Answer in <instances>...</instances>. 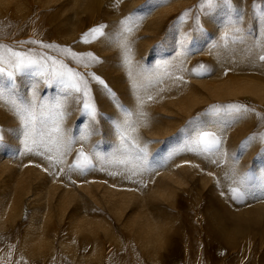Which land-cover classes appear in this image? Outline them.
I'll use <instances>...</instances> for the list:
<instances>
[{"label": "rangeland", "instance_id": "1", "mask_svg": "<svg viewBox=\"0 0 264 264\" xmlns=\"http://www.w3.org/2000/svg\"><path fill=\"white\" fill-rule=\"evenodd\" d=\"M98 25L106 35L84 43ZM260 29L264 0H0V45L94 73L129 113L90 75L94 119L75 94L17 77L20 100L39 80L49 107L26 128L0 102V264H264ZM194 121L218 150H188Z\"/></svg>", "mask_w": 264, "mask_h": 264}, {"label": "snow or ice", "instance_id": "2", "mask_svg": "<svg viewBox=\"0 0 264 264\" xmlns=\"http://www.w3.org/2000/svg\"><path fill=\"white\" fill-rule=\"evenodd\" d=\"M209 7L214 6L216 0H206ZM227 2V0H226ZM154 6V5H153ZM203 6V0H202ZM143 7V6H142ZM121 23H124L123 21ZM105 25H98L90 29L87 33L83 34L82 41L84 43H90L91 40L97 39L99 37H104L106 34L104 32ZM31 43H36V41H30ZM44 47H52L51 45H44ZM0 102H6L10 104L13 114L21 121L22 125L26 128H35L36 124L41 125L46 123L44 117L45 109L48 108V105L43 103L37 104L36 90L39 86V80L33 83V96L30 101L20 100L17 97L16 93L18 92L17 77L26 76V77H37L43 81L46 86L57 85L60 87V90L64 92V99L67 100L68 97L73 96L78 104H82L83 110L88 113L93 119L96 116L95 105L92 101L90 95L89 81L85 79V75H90L92 80H95L100 85H102L105 91L111 95L114 101L117 103V106L125 112L126 115L129 113L124 108L123 105H120L118 100L115 97V93L108 88L107 84L99 77L93 74H81L80 72L74 70L73 68L68 67L63 62L57 61L50 56L42 55L38 53H25L21 51L13 50L12 48H5V46L0 45ZM73 60H90L91 62L99 63V59L95 57L92 53H83L78 54L71 52L70 49H64ZM261 60H264V56L260 57ZM84 67H88V63H84ZM199 74V73H198ZM230 110L233 114H240L242 111H248L242 106H230ZM213 112L218 110L213 108ZM57 115L62 118V105L57 103ZM54 124V138L53 131L46 133L48 142L55 145L56 150L61 155L60 149L65 146V141L63 139L59 123L53 121ZM194 127L191 129L189 135L195 133L194 137L190 141V146L188 150L199 151V152H210L213 150H218L221 140L216 136L215 133L200 129L197 130L195 126L196 121L193 122ZM120 127V125H118ZM26 137L29 133H25ZM42 135H45L42 133ZM122 139H125L122 137ZM250 139H252L250 137ZM3 130L0 129V145L3 144ZM35 142V141H33ZM70 143V142H69ZM247 144V141L245 142ZM27 146V145H26ZM52 149L49 148V151ZM31 151V149H29ZM143 151V150H141ZM59 162V161H57ZM90 164V159L83 149H81L77 154L76 164L74 167L84 169ZM243 183V181H241ZM233 193V198L239 199L242 197L243 193L239 188H234L231 190Z\"/></svg>", "mask_w": 264, "mask_h": 264}, {"label": "bare ground", "instance_id": "3", "mask_svg": "<svg viewBox=\"0 0 264 264\" xmlns=\"http://www.w3.org/2000/svg\"><path fill=\"white\" fill-rule=\"evenodd\" d=\"M245 31V30H242ZM243 32H241L242 34ZM259 41H257L256 43L252 44V46L250 47V49L253 51V53L257 56V59L262 62L264 60H261L260 57L264 56V30L260 29L259 31ZM255 90V89H250ZM247 91V90H246ZM228 240H231L232 238H227Z\"/></svg>", "mask_w": 264, "mask_h": 264}]
</instances>
